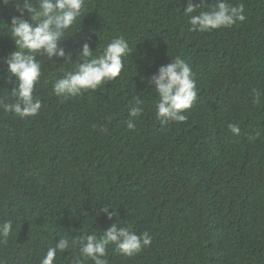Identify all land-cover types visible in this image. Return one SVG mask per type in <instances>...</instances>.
I'll return each instance as SVG.
<instances>
[{
  "label": "trees",
  "instance_id": "obj_1",
  "mask_svg": "<svg viewBox=\"0 0 264 264\" xmlns=\"http://www.w3.org/2000/svg\"><path fill=\"white\" fill-rule=\"evenodd\" d=\"M226 2L242 4L246 21L194 32L183 14L189 0H85L62 44L71 63L37 55L39 112L21 118L0 107V223H13L0 237V264H40L59 238L114 223L152 243L132 257L109 245V264H264V0ZM16 9L17 0L0 2L6 103ZM118 36L130 49L120 77L72 97L54 93L85 42L96 56ZM177 56L192 69L197 100L184 122L162 125L149 81ZM137 97L143 112L133 118ZM79 247L58 250L54 264H93Z\"/></svg>",
  "mask_w": 264,
  "mask_h": 264
},
{
  "label": "clouds",
  "instance_id": "obj_2",
  "mask_svg": "<svg viewBox=\"0 0 264 264\" xmlns=\"http://www.w3.org/2000/svg\"><path fill=\"white\" fill-rule=\"evenodd\" d=\"M0 2L7 3V0ZM84 8L85 0H17L18 14L11 18L9 28L17 50L7 60V71L10 74L8 82H11L12 77L15 78L11 91L14 102L0 100V107L5 112H14L21 118L39 112L42 104L40 100L34 99L33 94L42 75V63L36 57L46 56L50 61L57 57L65 60V63H71V56L66 54L62 44L69 37V31L77 25ZM183 14L188 17L190 30L194 32L223 29L246 21L243 5L232 6L226 0H216L211 7H208L205 0H200L195 5L189 0ZM79 30L80 27L77 31ZM129 52L128 41L120 36L108 42L103 52L96 56L85 42L78 56L80 62L54 83V93L59 97H72L82 91H95L106 82L115 81L125 67L124 58ZM149 83L158 97L155 103L156 119L162 125L170 121L184 122V113L197 100V86L190 65L177 56L171 63L159 67ZM142 112V101L137 97L129 106V115L135 118ZM127 127L132 130L136 125L129 121ZM227 128L234 135L240 133L237 123H228ZM103 211L107 213L108 208L105 207ZM108 218L111 220L112 215L109 214ZM12 232V221L0 223V237L4 242ZM151 243L152 236L148 232L138 235L128 227L114 223L99 234H88L79 240L59 238L58 243L48 249L40 264H54L58 250L64 252L77 244L80 246V254L90 259L93 264H109V245H115L124 256L132 257Z\"/></svg>",
  "mask_w": 264,
  "mask_h": 264
}]
</instances>
